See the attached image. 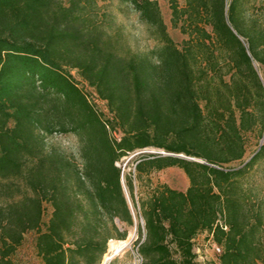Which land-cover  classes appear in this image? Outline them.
Returning <instances> with one entry per match:
<instances>
[{"label":"trees","instance_id":"16d2710c","mask_svg":"<svg viewBox=\"0 0 264 264\" xmlns=\"http://www.w3.org/2000/svg\"><path fill=\"white\" fill-rule=\"evenodd\" d=\"M120 1L152 48L134 47L98 0H0V264H25L14 256L30 232L43 264H103L128 236L119 222L135 224L128 193L142 264H196L203 232L221 264H264V190L251 181L264 143L245 160L248 134L264 137V1L247 15L257 0H169L182 45L158 0ZM55 134L77 136L78 156ZM144 150L156 151L142 153L139 178L179 167L187 189L160 183L138 202L120 161Z\"/></svg>","mask_w":264,"mask_h":264},{"label":"rangeland","instance_id":"374dc122","mask_svg":"<svg viewBox=\"0 0 264 264\" xmlns=\"http://www.w3.org/2000/svg\"><path fill=\"white\" fill-rule=\"evenodd\" d=\"M165 22L168 25L169 32L173 39L182 45L183 41L188 38V35L183 33L180 28H176L172 23V10L170 7L169 0H158ZM264 0H257L256 6L252 3L247 5V15L252 14L260 3ZM68 2V0H65ZM97 10L103 17L105 15H112L115 18L116 23L114 27H121L130 43L141 50H147L155 45V41L150 37L148 33L147 25L140 20L138 12H136L131 6L121 2L120 0H98ZM256 67L259 74L264 82V65L256 62ZM72 74L78 82L79 86L89 95L90 99L97 108L102 111L107 117L111 116V113L107 107L105 101H102L96 95L94 89L80 76L77 70H72ZM248 150L245 156V160H248L255 151L264 143V137L260 138L257 134H248ZM50 144H55L61 147L69 154H75L78 156L80 148V142L77 136L74 134H55L48 138ZM156 150H144L137 151L120 161L125 176L131 175L135 182V191L137 200L140 202V198L147 196L156 185L160 183H167L173 188L185 190L189 186V179L185 172L179 167H169L163 170L153 171L150 175H144L139 178L136 170V164L144 152H155ZM163 152V151H162ZM237 162L235 164H240ZM252 183L258 188L264 190V161L255 170L251 177ZM127 189V188H126ZM128 193V192H127ZM264 196V191H263ZM131 207L133 208L135 224L127 225L124 222H119L123 230L128 231L126 239H112L109 242L108 252L104 257L103 264H142L143 258L139 252V242L144 239L139 231V223L144 227V221L139 220L136 216V210L134 209L133 203L128 193ZM4 198L0 194V202ZM53 212V208L50 204L45 205V222H48ZM145 232V230H144ZM36 232H30L26 235L24 244L18 250L14 259L18 262L25 264H43L41 258L37 254L36 250ZM212 236L208 232L200 233L195 239V251L197 253L196 264H221L220 254L215 250ZM113 244V245H112ZM117 247V249L115 248ZM112 257V258H111ZM111 258V259H109Z\"/></svg>","mask_w":264,"mask_h":264},{"label":"built area","instance_id":"2783aa9c","mask_svg":"<svg viewBox=\"0 0 264 264\" xmlns=\"http://www.w3.org/2000/svg\"><path fill=\"white\" fill-rule=\"evenodd\" d=\"M214 248H215V250H216L217 252H219V253L222 251L221 246H219L217 243L214 244Z\"/></svg>","mask_w":264,"mask_h":264},{"label":"water","instance_id":"95a60500","mask_svg":"<svg viewBox=\"0 0 264 264\" xmlns=\"http://www.w3.org/2000/svg\"><path fill=\"white\" fill-rule=\"evenodd\" d=\"M162 153H165V152H162ZM183 156V155H182ZM112 258V257H111ZM111 258H109V259H111Z\"/></svg>","mask_w":264,"mask_h":264},{"label":"bare ground","instance_id":"6f19581e","mask_svg":"<svg viewBox=\"0 0 264 264\" xmlns=\"http://www.w3.org/2000/svg\"><path fill=\"white\" fill-rule=\"evenodd\" d=\"M113 245V244H112ZM117 249V247H115Z\"/></svg>","mask_w":264,"mask_h":264}]
</instances>
